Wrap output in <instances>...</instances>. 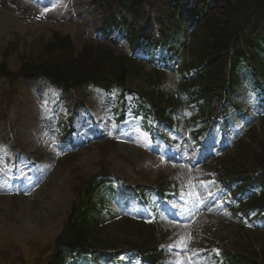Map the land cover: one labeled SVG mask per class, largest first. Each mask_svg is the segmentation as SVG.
<instances>
[{
	"label": "rangeland",
	"instance_id": "rangeland-1",
	"mask_svg": "<svg viewBox=\"0 0 264 264\" xmlns=\"http://www.w3.org/2000/svg\"><path fill=\"white\" fill-rule=\"evenodd\" d=\"M147 1L154 19H174L172 0L171 6L168 0ZM105 4L106 0H0V63L5 61L10 70L17 71L23 61L44 56L42 47L56 32L69 36L77 50L91 46L125 54V47L116 49L97 33L107 21ZM166 80L168 92L175 96L173 77L166 76ZM151 85L147 76H134L125 86L144 93ZM7 91L0 79V261L7 252L27 255L29 242L48 244L60 233L76 200L74 185L104 171L135 185L174 183L175 199L165 206L159 224L160 247L169 254L162 264H217L222 250H254L264 259V234L244 230L242 221L225 209L231 196L219 184L224 174L217 167L218 160L183 142L169 147L173 159L166 160L132 118L123 125L121 136L109 127L106 139H94L111 123L101 110L103 96L92 90L87 113L77 115L73 123L74 141L84 145L59 157L44 124L51 116L61 121L69 116L60 101V88L38 79L23 81L10 95ZM261 122L255 127L259 139L264 135ZM137 209L132 201H123L119 213ZM125 220L121 215L112 220V238L125 237ZM119 243V251L126 248Z\"/></svg>",
	"mask_w": 264,
	"mask_h": 264
},
{
	"label": "trees",
	"instance_id": "trees-1",
	"mask_svg": "<svg viewBox=\"0 0 264 264\" xmlns=\"http://www.w3.org/2000/svg\"><path fill=\"white\" fill-rule=\"evenodd\" d=\"M172 2L171 17L174 19L168 22L153 18L154 9H150L147 0H106L105 13L107 20L110 17L112 29H126L135 56L148 59L149 63L155 60L151 52L168 48L171 42L178 44L166 53L172 59L177 54L178 58L186 57L177 69L172 70L177 79L175 98L166 88L163 71L152 69L147 74L145 65L138 59L112 50L91 46L77 50L70 37L57 32L42 47L44 56L23 61L17 71L10 70L5 61L0 63V79L8 87V95L23 81L45 78L61 89L62 101L67 106H74L89 99L87 90L90 88L103 94H112L118 88L120 98H126L128 94H134L125 86L128 80L134 76H147L152 80V89L133 100V112L141 116L144 123L155 113L169 126L178 118L181 107H188L191 103L199 105L192 108L195 120L207 122L228 86L230 102L242 104L249 95L264 103L256 81L258 76L264 79V0ZM141 14L144 16L140 17ZM105 102L107 112L120 114L123 107L119 102ZM198 124L191 122L190 129H197ZM260 125L264 132V119ZM259 138L256 128H249L246 139L222 158L218 167L227 178L237 176L230 180L232 193L238 197L241 206L264 221V135ZM67 144L65 142L62 148ZM253 146L257 150H251ZM251 176L257 179L256 183L251 182ZM113 183L125 186L120 178L108 171L75 184L76 200L61 232L46 245L29 242L27 255L22 253L18 257L7 252L0 264H117L118 256L107 253V250H116L120 241L142 261L159 263L165 253L158 248L157 226L127 218L124 238L109 235L111 224L104 209L108 207L109 210L107 200L115 195L108 188V184ZM164 185L158 187L161 192L171 190V186ZM149 188L143 186L132 191H139L147 197L151 193ZM30 249H33L32 253ZM223 256V264H264V259L254 250H232L224 252Z\"/></svg>",
	"mask_w": 264,
	"mask_h": 264
}]
</instances>
